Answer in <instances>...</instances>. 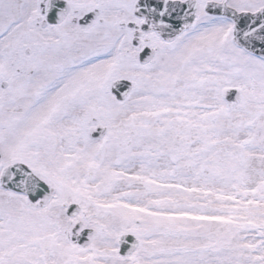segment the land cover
<instances>
[{
    "label": "snow or ice",
    "instance_id": "snow-or-ice-1",
    "mask_svg": "<svg viewBox=\"0 0 264 264\" xmlns=\"http://www.w3.org/2000/svg\"><path fill=\"white\" fill-rule=\"evenodd\" d=\"M0 264H264V0H0Z\"/></svg>",
    "mask_w": 264,
    "mask_h": 264
}]
</instances>
